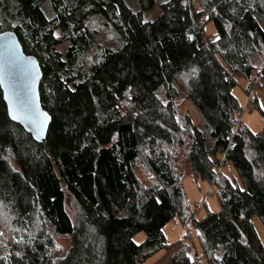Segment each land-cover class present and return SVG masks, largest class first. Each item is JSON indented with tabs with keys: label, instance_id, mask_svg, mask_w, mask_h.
I'll list each match as a JSON object with an SVG mask.
<instances>
[{
	"label": "trees",
	"instance_id": "1",
	"mask_svg": "<svg viewBox=\"0 0 264 264\" xmlns=\"http://www.w3.org/2000/svg\"><path fill=\"white\" fill-rule=\"evenodd\" d=\"M157 2L0 0V32H16L38 59L52 117L38 144L9 119L0 88V264H144L168 249L165 226L192 215L190 174L215 184L220 199L218 211L191 218L200 259L264 264L252 221L264 225V130L253 135L240 120L233 94L238 78L255 90L261 70L264 90V0H167L145 24ZM93 16L114 29L117 48L91 54ZM181 97L202 124L181 111ZM214 155L238 178L218 175ZM139 232L147 235L140 245ZM187 249L177 247L172 264H194Z\"/></svg>",
	"mask_w": 264,
	"mask_h": 264
},
{
	"label": "rangeland",
	"instance_id": "2",
	"mask_svg": "<svg viewBox=\"0 0 264 264\" xmlns=\"http://www.w3.org/2000/svg\"><path fill=\"white\" fill-rule=\"evenodd\" d=\"M164 0H158L157 4L148 12L144 14V20L155 19L161 11L160 4ZM91 30L96 37L95 45L91 54L99 52L101 49L110 47L117 48L120 45L118 38L114 37V29L107 24L103 19L93 16L89 19ZM205 31L208 36L214 32V26L211 22H208L205 26ZM63 52L67 50V46L62 48ZM254 65L260 69L261 61L258 58H254ZM256 73L254 70L253 74ZM246 80L243 78H238L236 80V85L233 90L234 96L238 99L242 111L240 112V120L249 126V128L254 132H260L264 130V90H258L256 92L257 99L253 101L256 109L248 108L247 97L245 91ZM179 104L181 111L188 112L193 117V120L197 124L203 123V117L198 110V108L193 104L192 101L186 100L184 97L179 99ZM208 130V129H207ZM220 157V156H219ZM214 160V157H213ZM222 160V159H220ZM218 168V167H217ZM218 175L221 173L229 176L238 178L237 171L225 161L221 163V168L216 169ZM184 187L187 194V198L192 206L197 201H202L205 197V202L202 207L197 211L199 217L207 215L209 211H218L220 209V199L218 197V188L215 184H211L203 181H194L191 174L185 178ZM210 192V195H208ZM253 223L257 228L259 234L264 240V225L261 223L258 217L253 218ZM192 224V223H191ZM190 224V225H191ZM191 230L192 238H188V228L185 226L184 222L179 216H176L171 222H169L165 228L164 233L167 239L168 249H164L157 253L155 256L150 258L144 264H172L171 257L177 247L180 245H187V252L191 256L194 264H208L205 259H200L201 248L197 239L196 230L193 226L189 227ZM147 238L144 232H139L135 234L134 241L140 245ZM62 244L67 248L69 241L61 240ZM193 247V248H192ZM194 251V253H193Z\"/></svg>",
	"mask_w": 264,
	"mask_h": 264
},
{
	"label": "water",
	"instance_id": "3",
	"mask_svg": "<svg viewBox=\"0 0 264 264\" xmlns=\"http://www.w3.org/2000/svg\"><path fill=\"white\" fill-rule=\"evenodd\" d=\"M14 45L19 53L20 61L28 69L26 72L10 68L8 63L7 46ZM0 74H3L7 83H0L4 102L7 106L9 119L15 124L20 125L38 144H42L48 137V132L52 122L51 115L43 108L40 94V85L43 79V72L38 59L35 56L27 55L23 49L21 41L12 30L0 32ZM34 78V82H33ZM13 88L16 91H28L39 109L43 113H47L48 120L45 121V131L41 132L36 124L30 120L20 118L19 120L12 118V110L14 105Z\"/></svg>",
	"mask_w": 264,
	"mask_h": 264
},
{
	"label": "snow or ice",
	"instance_id": "4",
	"mask_svg": "<svg viewBox=\"0 0 264 264\" xmlns=\"http://www.w3.org/2000/svg\"><path fill=\"white\" fill-rule=\"evenodd\" d=\"M164 2L167 3V0H164ZM184 2L187 5L188 0H184ZM205 2H207V0H205ZM196 10L201 11V12L203 11V9H200V8H197ZM211 11L215 13L216 9L212 8ZM203 19L208 20L209 17L205 15ZM144 23L147 24L149 23V21L146 19ZM54 35L59 37L60 33L57 32V33H54ZM215 38L219 40L220 36L216 35ZM189 39H192V37H189ZM7 52H8V63H9L10 68L15 69V70H20L22 72L28 71L27 67L21 63L20 58H19V53L14 45H8ZM91 59L92 58L89 57L90 61ZM197 73H198V69L193 67L190 71V74H187V75L195 76ZM33 82H34V78H33ZM0 83H7V80L3 74H0ZM13 97H14V105H13V110H12V118L17 119V120H19L20 118L30 120L33 124H36L38 126L41 132L45 131V121L48 120V115L47 113H43L40 111L33 96L28 91H16L13 88ZM162 103H167V101H162ZM253 135H256V134L253 133ZM208 159L211 160L212 157L210 156L208 157ZM213 171H215V169H213ZM217 179H219V177H217ZM229 179H231V177H229ZM159 186L162 187V185H159ZM232 187L237 188L240 186L238 184H232ZM240 191H246V189L240 187ZM156 203H163V202L160 201L159 198H157ZM2 235H3V232H0V236ZM15 242L16 243L23 242V237H21L19 240H16ZM57 247L59 248L60 245H57ZM15 255L21 258L23 256L22 252H16ZM189 258H191V256ZM0 259H5V257H0ZM216 259L222 261L223 257L217 256Z\"/></svg>",
	"mask_w": 264,
	"mask_h": 264
},
{
	"label": "built area",
	"instance_id": "5",
	"mask_svg": "<svg viewBox=\"0 0 264 264\" xmlns=\"http://www.w3.org/2000/svg\"><path fill=\"white\" fill-rule=\"evenodd\" d=\"M261 76H262V70L260 72V76L257 78V80H255V85H256V88L255 90L249 92V93H246V97H247V105L246 107L248 108H252V109H256V106L255 104L253 103L254 101V96H255V93L257 92V90L259 89V82H260V79H261ZM212 153L214 154V150H212ZM224 160H218L217 157L214 155V164L216 167L218 168H221V163L223 162ZM208 195H210V192H208ZM205 200V197L202 201H197L194 206H193V213L192 215L184 222L185 226L188 228V233H187V236L188 238H192V233H191V230L189 229V227H191V218L193 216H195L197 214V211L202 207V205L204 204V201ZM193 248V247H192ZM194 253V251H193Z\"/></svg>",
	"mask_w": 264,
	"mask_h": 264
}]
</instances>
